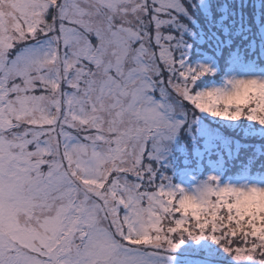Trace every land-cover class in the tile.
Here are the masks:
<instances>
[{"label":"snow or ice","instance_id":"obj_1","mask_svg":"<svg viewBox=\"0 0 264 264\" xmlns=\"http://www.w3.org/2000/svg\"><path fill=\"white\" fill-rule=\"evenodd\" d=\"M0 264H264V0H0Z\"/></svg>","mask_w":264,"mask_h":264}]
</instances>
